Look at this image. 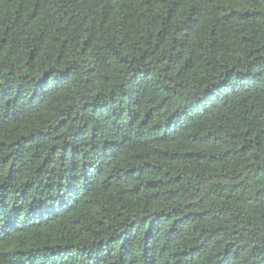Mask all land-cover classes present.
I'll list each match as a JSON object with an SVG mask.
<instances>
[{
    "label": "trees",
    "instance_id": "obj_1",
    "mask_svg": "<svg viewBox=\"0 0 264 264\" xmlns=\"http://www.w3.org/2000/svg\"><path fill=\"white\" fill-rule=\"evenodd\" d=\"M0 264H264V0H0Z\"/></svg>",
    "mask_w": 264,
    "mask_h": 264
}]
</instances>
